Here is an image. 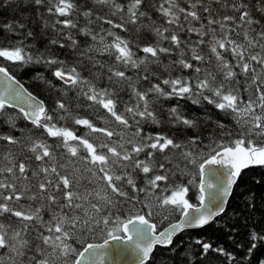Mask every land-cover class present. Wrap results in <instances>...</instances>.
Segmentation results:
<instances>
[{"label": "snow or ice", "instance_id": "obj_1", "mask_svg": "<svg viewBox=\"0 0 264 264\" xmlns=\"http://www.w3.org/2000/svg\"><path fill=\"white\" fill-rule=\"evenodd\" d=\"M46 2L49 13L65 17L57 19L53 27L62 24L67 29L77 28L71 17L79 13L89 23L102 21L124 32L128 31L127 25H137V31L146 29L156 37V42L143 47L136 45L146 54L137 58L132 41L115 32L102 30L113 37L108 43L105 36L93 34L87 27L80 29L93 41L99 38L103 47L98 51L114 56L125 69L108 67L107 80L115 86L105 88H98L85 79L75 66L66 68L63 61L54 57H45L42 53L33 55L23 40L0 44V58L13 64L57 65L52 74L92 102L87 107L98 105L104 113L99 120L118 126H97L90 118L73 116L60 100L50 112L7 67L0 65V116H5L6 122L16 129L15 117L7 114L6 109L17 108L24 120L41 130L42 135L53 138V143L49 144L31 135L22 141L11 134H0V141L6 145H15L22 153H30L23 158L11 148L0 153V217H14L18 221L11 233L10 224L0 223V249L5 250L8 264H105L107 252L102 250H106L110 242L125 245L120 251L134 253L139 264H148L157 246L175 252L183 243L175 238L185 229L204 228L227 213L228 200L243 182L245 170L264 167V26L259 30L253 27L261 25V21L253 19L249 6L242 0H188L184 6L181 0H129L127 5L116 0H93L95 5L108 7L113 16L119 14V23L101 16H95L94 21L93 9L81 12L75 0H34L37 5ZM213 4L224 9L230 6L239 15L220 17ZM147 8H154L167 26L152 21ZM259 11L264 13V8ZM145 18L148 24L144 23ZM197 23L199 27L195 26ZM0 28L19 35L17 30L24 25L5 23ZM181 32L195 33L199 39L182 40ZM27 36L32 33L27 32ZM204 37L210 38L206 41ZM65 39L71 48L78 47L71 33ZM165 40L169 47L162 46ZM50 43L59 42L53 39ZM202 45L207 46V54L201 50ZM59 46L65 45L60 43ZM92 50L89 47L80 55L91 62L94 58L88 53ZM173 52L178 58L170 61L166 70L175 66L181 74L157 77L159 82L153 83L156 74L149 66L159 65L161 54L172 55ZM141 66H144L142 74L138 73L135 80L127 74L126 69ZM100 67L105 65L100 64ZM183 70H190L189 75H183ZM139 80L147 81L149 86L138 90ZM122 85L130 89L129 101L120 97ZM161 99L186 100L199 106L206 103L234 122V128L228 122H213L219 132H213L205 146L198 131V117L185 114L176 104L167 110L168 123L178 126L181 134L189 135L179 139L164 133H145L143 124H161L157 114ZM69 118L75 125L88 129L89 134L98 133L107 141L95 143L86 135H77L72 128L57 126L59 121ZM113 137L118 139L113 140ZM205 147L207 151L203 150ZM57 149L66 151L58 155ZM174 157L185 162L184 169L189 165L196 169L195 174L200 178L196 185L198 205L188 198L189 186L194 181L176 180L177 172L186 173L180 163L173 164ZM140 174L143 186L137 183ZM158 189L170 194L159 195ZM21 201L31 203L23 205ZM125 204L135 209V213L122 219L119 213ZM251 207H254L252 203H245L238 211L244 213ZM168 209L178 212L181 219L158 230L154 217ZM45 212L49 214L47 220ZM167 219V215L162 216V220ZM261 223L264 224V220ZM30 230L35 232L32 240L26 238ZM97 230L104 234L102 244L85 243L82 250L74 246L81 237ZM259 231L264 233V228ZM246 235L251 239L245 256L256 250V241L264 246V235L251 232ZM194 244L198 246L193 250L197 257L210 254L214 257L218 253L235 261L234 256L211 242L196 239ZM188 247L191 248V244ZM0 264H5L2 257ZM199 264H210V260H201Z\"/></svg>", "mask_w": 264, "mask_h": 264}, {"label": "trees", "instance_id": "obj_2", "mask_svg": "<svg viewBox=\"0 0 264 264\" xmlns=\"http://www.w3.org/2000/svg\"><path fill=\"white\" fill-rule=\"evenodd\" d=\"M75 2L81 7V12L87 10V8H92L94 11V21L95 16H101L112 19L116 23L120 22L119 14L113 16L108 7L95 5L93 0H75ZM116 2L127 5L129 0H116ZM187 2L188 0H181V6H184ZM209 2H211V0H209ZM242 2L249 6L253 19L261 21V25H253V27H256L257 30H259L260 26H264V13L259 11L261 8H264V0H242ZM48 6L47 2L45 4L37 5L34 3V0H0V25L5 23L24 25L23 29L17 30L19 35L4 32V30L0 28V44L5 41L16 42L23 40L25 45L30 46L28 50L31 51L33 55L42 53L45 57H54L63 61L66 68L75 66L85 79L91 80L98 88L115 86L110 84L107 80V76L109 75L107 71L108 67L115 66L119 67L121 70L125 69L115 61L114 56L98 51V49L103 47L99 38L96 41H93L91 36H85L80 29L87 27L93 34L99 33L100 35L105 36V42L108 43L113 40V37L107 36L106 31L102 30L115 32L122 38L132 41L133 51L136 53L137 58H143L146 54L140 51L136 45L143 47L156 42V37L146 29L141 28L137 31V25H127L128 31L124 32L121 29H114L111 25L103 23L102 21L89 23L88 20L79 13L74 14L73 17H71L75 20L77 28L67 29L64 28L62 24H55V27H53L57 19L63 20L65 17H58V15L49 13L47 10ZM212 6L220 17L223 15H239V13L233 12L230 6L227 9L221 8L216 4H213ZM145 10L148 12L151 20L155 21L156 24L167 26L164 18L154 8H147ZM202 15L206 16L207 14L203 13ZM204 22L206 23V20ZM144 23L148 24L149 20L145 18ZM195 26L199 27V24L197 23ZM238 31H243V29H238ZM27 32H31L32 36H27ZM69 33H71L77 41L78 47L76 49L71 48L70 42L65 39V36ZM180 36L182 40L195 41L199 39L195 33L189 34L181 32ZM209 38L210 37H204L206 41ZM53 39L57 40L59 43L55 45L51 44L50 41ZM237 39L242 40V37H238ZM60 43H63L65 46L61 48L59 46ZM162 46L169 47L170 45L169 42L165 40L163 41ZM89 47L93 48V50L88 53L89 56L94 58L91 62L80 55L82 51ZM201 50L207 54L206 45H202ZM185 51L187 50L185 49ZM177 58L178 56L176 52H173L172 55L161 54V63L159 65L152 64L149 66V70L156 74L152 78V82H159L157 77L163 79L167 78L169 74L172 76L181 74L175 66L168 67L166 70V66L170 64V61ZM81 61L83 62L81 63ZM93 63L96 64V67H93ZM100 64L105 65V67L101 68ZM0 65L7 67L9 72L16 79L22 82L32 94L44 102L50 112L56 102L60 100L68 106L69 111L73 116L90 118L97 123V126L109 128L118 127L114 122L105 124L104 121L99 120L98 117L104 113L98 105L87 107L86 105H90L92 102L87 101L83 96L78 95L77 89L67 87L52 74L56 67H58L57 65L46 66L44 64H28L20 66L5 61L2 58H0ZM143 67L144 66H141L139 69L128 68L126 71L127 74L135 80L138 73L142 74ZM189 73L190 70H183L182 74L187 76ZM40 77H43V80H41ZM136 86L138 90H143L146 89L149 84L147 81L139 80ZM163 87L167 89V86ZM121 89L120 97L125 101H129L131 99L130 89L127 85H122ZM158 104L161 106L157 110L161 124H143L142 127L145 133H164L170 136H177L179 139H184L185 135H189L190 133L181 134L178 131V126H173L168 123L167 110L176 104L181 106L185 114H191L194 117H198L200 122V128L198 131L201 133L205 146L208 144V138L212 133L216 132L218 134L219 132L218 129H214L213 122L217 120L228 122L229 126L234 128V122L228 121L223 113L218 114L217 110L206 105V103L203 106H199L193 105L190 101L186 100L161 99L158 101ZM6 113L15 117L16 129L19 130L13 129L10 124L6 122L5 116H0V134H11L20 138L22 141L26 136L31 135L33 138L46 140L49 144L53 143V138L42 135L41 130L34 128L31 123L24 120L19 111L8 108L6 109ZM57 126L72 128L76 131L77 135H86L95 143L107 141L106 137H102L98 133L89 134L88 129L80 125H75L71 118L59 121ZM116 139L118 138L113 137V140ZM56 143H59V141H56ZM6 148H11L17 155L21 156V158H23L24 155H30V153H22L20 147L6 145V142L0 141V153H3ZM203 150L207 151V148L205 147ZM64 151L66 150L57 149V154L59 155ZM175 163H180L181 169H184V161L178 160L174 157L173 164ZM168 166L171 167L172 165ZM80 167H83V165H80ZM184 171L186 173L184 175L177 172L176 180L183 183H187L189 180L194 181V183L189 186L190 192L188 198L193 204H198V189L196 185L199 183V177L195 174L196 169L189 165ZM141 176L142 174L137 176L138 186H143L142 179L140 178ZM131 194L132 193L129 190V195ZM157 194L167 195L170 194V192L161 193L158 189ZM140 195L141 199H143V194ZM20 203L28 205L31 202L21 201ZM245 203H252L254 207L248 208L244 213L239 212L238 209H243ZM226 208L228 209L227 213L222 217H218L216 221L210 223L208 226L186 231L178 235L175 240H183V243L175 252L166 248H155L148 264H199L201 260H210V264H236V261H240V264H264V246H262L259 241H256L257 248L254 252L247 256L244 255L248 241L251 239V237L246 234L251 232L254 235H264V233L259 231L261 228H264V224L261 223V221L264 220V167L255 166L245 170V173L243 174V182L234 190L233 196L229 198ZM134 213L135 209H131L130 205L125 204L121 206L119 214L121 218L124 219ZM163 215H167L168 219L162 220ZM179 216L178 212L171 210L167 214L163 213L159 216H155L154 222L157 223L158 230H160L166 225L176 221ZM249 216H251V219H248ZM44 218L46 220L49 218L47 212L44 213ZM0 223L10 224V233L12 229H15L18 226V221L14 217L11 219L0 217ZM230 225H235L236 227L231 228L229 227ZM34 236L35 232L30 230V234L26 238L32 240ZM196 239H202L206 242H211L214 247L218 246L223 248L226 253L235 257V261L230 260L226 255L218 253L215 254L214 257L211 254L209 256L197 257L194 255L193 251L198 247L194 244ZM103 240L104 234L97 230L92 235L86 234L81 237L80 242H75L74 246L82 250L85 243H96ZM237 241H239V246H237ZM33 243L35 242L33 241ZM189 244H191V248L188 247ZM185 249H187V251H185ZM4 251L5 250L0 249V257L3 258L5 264H8V258L7 255H4ZM31 254L32 253L29 252V255Z\"/></svg>", "mask_w": 264, "mask_h": 264}, {"label": "water", "instance_id": "obj_3", "mask_svg": "<svg viewBox=\"0 0 264 264\" xmlns=\"http://www.w3.org/2000/svg\"><path fill=\"white\" fill-rule=\"evenodd\" d=\"M16 80L19 81L18 79H16ZM20 84L23 85V87L25 89H27L22 82H20ZM27 91L30 92L28 89H27ZM32 95L34 97H36L38 100H41L37 96H35L34 94H32ZM12 109H15V110L19 111L17 108H12ZM27 122L30 123L29 121H27ZM199 180H200V178H199ZM198 204H199V202H198ZM180 219H181V217L179 216L178 220H176L175 222H172V223H176ZM168 225H166L165 227H167ZM195 229H200V228L185 229L183 232L190 231V230H195ZM91 243H93V242H91ZM102 243H103V241L98 242L96 244H102ZM125 247L126 246L122 245V244L118 245L117 242H110L109 247L106 250H102V251H106L107 252V255L105 256V264H139V259L134 253H131L130 251H123V252L120 251V249H123ZM157 247H160V246H157ZM160 248H163V247H160Z\"/></svg>", "mask_w": 264, "mask_h": 264}, {"label": "rangeland", "instance_id": "obj_4", "mask_svg": "<svg viewBox=\"0 0 264 264\" xmlns=\"http://www.w3.org/2000/svg\"><path fill=\"white\" fill-rule=\"evenodd\" d=\"M153 203L155 204V201H153ZM171 210L170 209H168V210H165L164 212H162L161 214H163V213H169ZM160 224V223H159Z\"/></svg>", "mask_w": 264, "mask_h": 264}]
</instances>
